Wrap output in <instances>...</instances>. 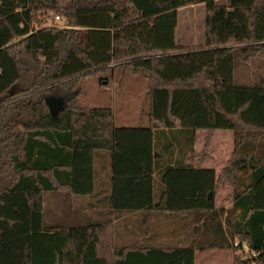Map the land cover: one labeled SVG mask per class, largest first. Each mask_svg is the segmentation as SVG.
<instances>
[{
	"label": "trees",
	"instance_id": "trees-1",
	"mask_svg": "<svg viewBox=\"0 0 264 264\" xmlns=\"http://www.w3.org/2000/svg\"><path fill=\"white\" fill-rule=\"evenodd\" d=\"M199 3L205 45L184 49L178 10ZM53 13L68 27L46 25ZM114 67L147 79L149 126L116 127L112 109L79 105L80 76ZM56 91L62 107L52 115L45 94ZM219 130L234 132L235 150L217 176L202 165ZM160 133L182 161L159 165ZM260 141L264 0H0V264H196L197 249L234 240L257 255L235 254L233 264H264V157L249 148ZM98 150L111 156L112 210L194 211L197 247L118 248L111 222L82 218L71 200L93 195ZM222 179L233 187L230 208L215 204ZM52 195L63 210L50 218Z\"/></svg>",
	"mask_w": 264,
	"mask_h": 264
},
{
	"label": "rangeland",
	"instance_id": "rangeland-1",
	"mask_svg": "<svg viewBox=\"0 0 264 264\" xmlns=\"http://www.w3.org/2000/svg\"><path fill=\"white\" fill-rule=\"evenodd\" d=\"M227 0H217L218 3H224ZM59 14L53 13L51 17L43 20L46 25L66 28L68 25ZM206 5L204 3L192 4L181 7L178 10V26L176 30V40L179 47L184 49L200 48L205 45L206 41ZM115 65V64H114ZM115 68V67H114ZM112 68L106 71H99L95 74H83L80 76L77 88L82 92L78 96L79 105L82 107H106L113 111L115 118V126H131V127H147L149 125V99H148V81L144 75H133L124 73L122 69ZM240 74L244 73L243 69L239 70ZM239 77H241L239 75ZM53 92L45 94L47 96H54L60 99L57 94ZM44 94H35L31 96L33 99H40ZM30 96H22L20 100L28 99ZM31 98V99H32ZM18 100V101H20ZM20 105L21 120L23 127L30 124V119L24 110V105ZM23 129V128H22ZM207 132H199L198 134V151H203L205 147V138ZM258 157H264V142L260 141L253 147H249ZM235 150V136L234 132L229 130H219L215 132L212 145L209 149L212 160L209 165L215 169L216 175L220 176L224 167L229 162ZM264 160V159H263ZM240 177L245 180L248 173L239 172ZM223 180V179H222ZM216 206L230 208L233 204V187L224 179L221 187L215 195ZM47 205V204H46ZM49 210L47 212L49 217L52 213L60 215L62 212V201L56 196L49 197ZM48 210V211H49ZM51 221V220H50ZM238 240H234L236 242ZM239 242V241H238ZM116 244L121 246L116 240ZM246 258H253L251 255L244 254ZM216 258L215 264H231V253L229 257L223 256ZM203 264V263H201ZM205 264V263H204ZM254 264V263H253Z\"/></svg>",
	"mask_w": 264,
	"mask_h": 264
},
{
	"label": "crops",
	"instance_id": "crops-1",
	"mask_svg": "<svg viewBox=\"0 0 264 264\" xmlns=\"http://www.w3.org/2000/svg\"><path fill=\"white\" fill-rule=\"evenodd\" d=\"M166 131L168 133V130ZM205 131L208 134V131L203 129L197 130L195 133V152H201L198 151V134ZM160 135L162 138L161 147L164 149V146H167L170 140H167V134L160 133ZM159 154V165L164 168L167 165L173 166L177 162L182 161L184 151H180V147L178 146L176 147V151H165L164 149ZM211 160L212 155L210 159L203 163L202 168H212L209 165ZM94 166L95 190L93 195L85 198H72L71 203L74 210L81 212L80 216L82 218L101 223L111 222L115 229L116 247H128L131 250L140 251L185 248L190 246L197 247L198 232L196 227L198 223L195 222L194 211L166 212L157 209L134 212L114 211L110 207L111 179L113 176L110 154L107 151L98 150L95 155ZM156 173L154 176L156 186L158 187L160 181ZM52 196L54 197V195ZM116 240L121 246L116 244ZM229 253H231V264H233L234 255L240 254L234 246L230 249H197L195 262L196 264H215L216 258L221 257L220 261L225 260L226 258H223V256L228 258Z\"/></svg>",
	"mask_w": 264,
	"mask_h": 264
},
{
	"label": "water",
	"instance_id": "water-1",
	"mask_svg": "<svg viewBox=\"0 0 264 264\" xmlns=\"http://www.w3.org/2000/svg\"><path fill=\"white\" fill-rule=\"evenodd\" d=\"M46 103L48 104L52 115H56L62 107L61 100L57 99L54 96H47ZM211 197H212V192H210L208 195V198H211Z\"/></svg>",
	"mask_w": 264,
	"mask_h": 264
},
{
	"label": "built area",
	"instance_id": "built-area-1",
	"mask_svg": "<svg viewBox=\"0 0 264 264\" xmlns=\"http://www.w3.org/2000/svg\"><path fill=\"white\" fill-rule=\"evenodd\" d=\"M55 18L60 19V16L57 15ZM233 246L238 250L240 254L244 255L245 253H247V255L249 256L251 255V257H255L257 255V253L254 250H251L249 248L247 243H240L236 241L233 243Z\"/></svg>",
	"mask_w": 264,
	"mask_h": 264
}]
</instances>
